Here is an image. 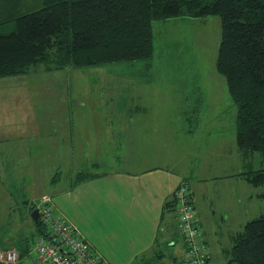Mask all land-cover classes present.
<instances>
[{
  "label": "rangeland",
  "instance_id": "374dc122",
  "mask_svg": "<svg viewBox=\"0 0 264 264\" xmlns=\"http://www.w3.org/2000/svg\"><path fill=\"white\" fill-rule=\"evenodd\" d=\"M42 1L22 0L20 11L38 9ZM153 32L154 52L150 61L116 62L84 68L68 66L50 70L46 69V63H42L23 77L28 75L27 84L31 88L28 91L34 96L33 103L41 104L42 110H48L58 119H65L63 125L72 124L73 119L77 123H85L86 117L82 119L83 116L78 112L85 110L86 114L89 111L102 114L101 117L108 119L107 123H112L116 131L117 126L122 123L128 127L137 122L138 125L146 126L141 121L161 117L145 114L150 110H154L153 114L164 110L165 114L157 126L167 129L170 128L169 124H174L178 141H181L180 137L187 141L184 143L187 148L185 151L196 153L197 160L190 163L191 173L195 178L198 175L209 178L208 184L201 186V190H205L207 195L199 196L207 218L205 230H208L206 242L210 264H230L224 250L232 248L231 234L241 231L248 218L258 216L264 208V200L258 197L245 205L243 193L246 191H241L239 184L225 178L215 179L234 172L240 163L233 156L227 159L228 153L234 150L231 139L237 144V108L228 91L225 77L216 68L222 38V20L219 15L171 18L154 23ZM51 59L56 61L53 53L50 55ZM17 80H20L19 76L11 80L13 83L8 79H0V108L9 103V108L20 109V92L27 88H11L19 86ZM115 109L119 111L112 112ZM125 109L133 116L127 117ZM137 109L146 110V113L135 116ZM95 123L100 124V121L96 120ZM111 134L113 140L106 141L111 142L106 147V164L97 166L100 167L99 170H126L124 158L127 155L124 152L127 149V139L121 143L120 133ZM223 138L227 140L221 142ZM128 146L130 153L139 152L136 143L128 141ZM110 147L115 152L114 158ZM223 153L226 155L216 157V154L224 155ZM177 159L183 166L187 165V157L179 147ZM30 168L33 171L30 172ZM90 170L95 169L91 167ZM69 172V165L59 168L58 165L45 162L32 167L23 164L17 173L15 184L0 185V208L7 209L2 214L9 215L11 203L18 208L15 212H10V223L0 225V245L9 238L13 239L15 245H19L23 237L28 238L30 246L36 245L37 229L29 219L32 214L29 201L36 195L53 194L60 186L68 187ZM53 177L57 179V186L51 183ZM256 190L259 192L263 189ZM210 200L217 202L218 215L214 214L212 204V207L207 205ZM248 206L252 208L251 212H246ZM195 211L200 215L198 209ZM58 214L61 213L58 211ZM172 253L174 257H178L175 256L176 248L172 249ZM167 260L174 264L173 258Z\"/></svg>",
  "mask_w": 264,
  "mask_h": 264
},
{
  "label": "crops",
  "instance_id": "0c3cea01",
  "mask_svg": "<svg viewBox=\"0 0 264 264\" xmlns=\"http://www.w3.org/2000/svg\"><path fill=\"white\" fill-rule=\"evenodd\" d=\"M23 76L19 75L20 80H17L19 86L11 84L14 86L11 88H27L20 92V109L9 108V103L0 108V185L15 184L17 173L23 164L32 167L34 164L45 162L58 165L59 168L62 165H69L68 187L60 186L53 194L33 196L29 201L30 208L42 197L49 196L55 211L57 213L59 211L61 213L59 215L70 222L80 237L84 238L107 264H144L145 259H154L155 252H169L170 257H174V252L172 253L174 248L175 256L183 252V238L180 235L177 212H164V206L180 185L187 181L194 208L200 213L196 214V219L206 239L207 218L199 195L204 194L203 197L207 195L205 190H201V186H206L209 178L199 175L195 178L191 173L190 163L197 160L196 153L191 150L185 151L187 148L184 143L187 141L183 140L184 137H180L181 141H178L175 125L168 123L170 128L167 129L157 126L165 114L164 110L158 114H153L154 110H150L145 114L150 117H161L141 121L146 126L138 125L137 122L133 123L134 126L128 127L122 123L117 126L116 131L112 123H107L108 119L101 117L102 114L98 115L93 111L86 114L85 110L78 111L83 116L82 119L86 117L85 123L80 124L73 119L72 124L63 125L65 119L60 120L48 110H42L41 104L33 103L34 96L30 94L31 88L27 84L28 75L26 78ZM14 77L18 76L0 79L11 81ZM117 111L119 110L115 109L112 112ZM145 111L137 109L135 116ZM124 112L127 117L133 116L128 109ZM72 114L74 116V112ZM70 117L72 118V115ZM96 120H99L100 124H96ZM112 132L120 133L121 143L127 139L125 143L127 149L124 152L127 155L124 158L126 170H99L100 167L97 166L106 164L108 155L106 147L111 144L106 141L113 140ZM226 140L227 138H223L221 142ZM128 141L136 143L139 149L137 154L132 151L130 153ZM231 144L234 150L228 153L227 159L231 156L239 159L238 168L215 179L225 178L239 184L241 191H246L243 193V202L246 205L247 202L251 203L260 197L262 190L258 192L257 187L240 176L244 171L246 159L234 139H231ZM178 147L183 149L187 157L185 166L177 159ZM110 152L114 158L115 152L111 147ZM223 154H216V157L226 155ZM252 158V164L257 168L260 157L254 155ZM250 160L249 157L247 161ZM81 164L88 166L81 167ZM91 167L95 170H90ZM28 170L31 172L33 168ZM85 171L97 173L98 176L74 185L77 175ZM54 178L51 183L57 186V179L54 181ZM211 204L214 214L218 215L217 202L210 200L207 205L212 207ZM12 207L13 203L10 212L18 209ZM5 210L7 209L0 208V225L10 223V212L8 216L2 214ZM222 210L221 207L220 211ZM245 210L251 212L252 208L248 206ZM220 217L223 218L222 215ZM255 217L248 218L245 222ZM29 219L34 221L32 217ZM12 241L10 238L5 239V243L0 247H15L18 251H26L24 250L26 244L31 247L27 237H23L19 245ZM22 244L25 246L21 247Z\"/></svg>",
  "mask_w": 264,
  "mask_h": 264
},
{
  "label": "trees",
  "instance_id": "16d2710c",
  "mask_svg": "<svg viewBox=\"0 0 264 264\" xmlns=\"http://www.w3.org/2000/svg\"><path fill=\"white\" fill-rule=\"evenodd\" d=\"M22 6V0H0V78L28 74L42 63L50 70L150 61L154 23L177 17L219 15L222 38L216 68L225 77L237 108L236 140L246 159L240 176L262 188L260 197L264 200V0H43L40 8L28 12H21ZM52 53L56 61L50 60ZM254 155L260 157L257 168L252 164ZM249 157L252 161H247ZM97 176L80 172L74 185ZM182 186L189 192L196 218L190 186L187 181ZM164 209L177 212L183 252L178 257H170L165 251L155 252L154 259H145L144 264H172L167 260L172 258L174 264H189L177 191ZM34 210L33 203L31 212ZM33 222L37 240L49 239L42 219ZM196 226L208 251L197 219ZM230 239L232 248L224 250L230 264H264V208ZM33 248L26 244V251L19 252L24 257ZM92 250L96 252L93 247ZM206 264H210L209 252Z\"/></svg>",
  "mask_w": 264,
  "mask_h": 264
},
{
  "label": "built area",
  "instance_id": "2783aa9c",
  "mask_svg": "<svg viewBox=\"0 0 264 264\" xmlns=\"http://www.w3.org/2000/svg\"><path fill=\"white\" fill-rule=\"evenodd\" d=\"M185 187L177 190L178 216L188 242L189 264H206L208 251L202 244L194 210ZM39 218L47 225L49 239L40 238L31 252L22 257L16 248L0 247V264H107L77 230L53 206L49 196L34 203Z\"/></svg>",
  "mask_w": 264,
  "mask_h": 264
},
{
  "label": "water",
  "instance_id": "95a60500",
  "mask_svg": "<svg viewBox=\"0 0 264 264\" xmlns=\"http://www.w3.org/2000/svg\"><path fill=\"white\" fill-rule=\"evenodd\" d=\"M39 216H40V214H39V211L36 209V210H34L33 212H32V214H31V217H32V219L35 221V222H37L38 220H39Z\"/></svg>",
  "mask_w": 264,
  "mask_h": 264
}]
</instances>
